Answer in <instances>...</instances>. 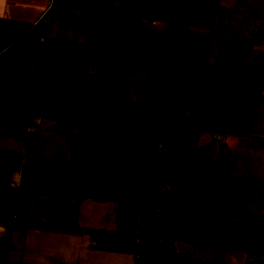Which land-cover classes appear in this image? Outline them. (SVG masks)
<instances>
[{"label":"crops","instance_id":"obj_1","mask_svg":"<svg viewBox=\"0 0 264 264\" xmlns=\"http://www.w3.org/2000/svg\"><path fill=\"white\" fill-rule=\"evenodd\" d=\"M179 1L0 0V264H136L132 252L97 247L98 232L119 230L118 204L133 199L137 170L100 139L81 140L92 63L78 81L50 76L64 43L95 47L107 10L118 44L130 19L131 50H158L153 33L162 34V50H206V78L226 76L236 50L264 42V0H216L211 26L181 21L179 8L166 17L154 8ZM252 134L264 142V132ZM262 190L243 189L249 236L224 248V260L192 240L174 241L176 253L195 264H264V252L249 249L252 227H264Z\"/></svg>","mask_w":264,"mask_h":264},{"label":"rangeland","instance_id":"obj_2","mask_svg":"<svg viewBox=\"0 0 264 264\" xmlns=\"http://www.w3.org/2000/svg\"><path fill=\"white\" fill-rule=\"evenodd\" d=\"M204 1L160 2L154 8L166 17L178 8L182 14L190 2L203 6ZM107 15L96 48L88 42L90 47L64 43L60 64L50 77L78 81L82 69L92 63L91 85L86 90L91 102L90 128L82 130L81 140L92 145L100 139L104 152L120 151L134 160L136 189L129 212L133 219L124 221L128 225L124 232L133 236L139 253H154L156 244L165 249L169 192L175 182L189 176L190 151L181 144V126L194 125L191 132H195L204 123L189 141L196 148L194 166L199 179L186 188V216L174 241L192 240L207 250L220 251L217 260H224V248L233 242L240 245L249 236L243 220L246 208L238 205L243 189L253 194L264 189V142L260 135L252 134L254 130L264 132V71L259 73V83L253 79L264 42L249 50H236L226 76L206 78V50H162L165 40L161 33L151 35L158 50H131L130 19L118 44L113 11L107 10ZM252 93L260 100L259 108L238 107L244 98L252 100ZM235 106L239 111L235 122L221 126L219 122ZM215 132L222 133L226 142L216 157ZM117 214L118 208L116 218ZM256 234L264 239V233ZM178 262L195 264L190 257Z\"/></svg>","mask_w":264,"mask_h":264},{"label":"trees","instance_id":"obj_3","mask_svg":"<svg viewBox=\"0 0 264 264\" xmlns=\"http://www.w3.org/2000/svg\"><path fill=\"white\" fill-rule=\"evenodd\" d=\"M206 2V1H204ZM216 9V0H207V2L200 6L199 4H187L185 6V10L182 14H180L179 19L185 23L191 24H204V25H212L214 14ZM159 13L161 11L157 10ZM60 64V63H59ZM58 64V65H59ZM58 68V66H57ZM264 71V53L256 63L253 68V79L254 82L259 83V73ZM86 68L82 69V73L80 74V78H85ZM255 84V83H254ZM255 86V85H254ZM252 100H241L238 103V107L241 105L258 107L259 100L257 96L252 93ZM238 107H234L231 111L230 115L223 122H219L221 126H231L235 121V118L239 115ZM204 123H202L199 127L203 128ZM183 139L181 141L182 145H187L190 155L188 158L187 168L189 170V176L186 179H181L175 182L170 189L169 192V200H168V214L166 215L167 224L164 229V240H165V249H160L155 245L156 251L154 253L151 252H143L139 253L136 244L133 241V236L130 234H126L124 230L128 227V225L124 226L123 223L126 220L133 219V216L129 214L131 202L122 201L118 204V214L116 218V223L118 225L119 230L116 232H98V242L97 247L100 249L106 250H117V251H126L132 252L136 255V264H178L179 259L181 258L175 251L174 248V240L176 239L178 230L182 226L185 217L184 211V202H185V192L187 186H194L197 184L199 179V174L195 169V145L193 142H189L192 137H195L197 133H199L201 128L195 130V132H191L192 128H196L193 126H186L185 124L181 126ZM186 130V132L184 131ZM188 132V133H187ZM113 146L117 149L116 143ZM109 154L117 156V157H126L132 159L131 157L125 155L120 151H109ZM133 160V159H132ZM260 231L262 234L264 232L263 226H253L251 230V241L252 243L249 246L250 251L255 252H264V239L257 238L256 232ZM156 240V239H155Z\"/></svg>","mask_w":264,"mask_h":264},{"label":"water","instance_id":"obj_4","mask_svg":"<svg viewBox=\"0 0 264 264\" xmlns=\"http://www.w3.org/2000/svg\"><path fill=\"white\" fill-rule=\"evenodd\" d=\"M214 138L216 140V150H215L214 156L216 157L220 148L222 147V145L224 143V140H223V135L220 132H215Z\"/></svg>","mask_w":264,"mask_h":264}]
</instances>
